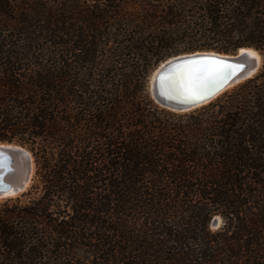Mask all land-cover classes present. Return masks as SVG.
<instances>
[{"label": "trees", "instance_id": "obj_1", "mask_svg": "<svg viewBox=\"0 0 264 264\" xmlns=\"http://www.w3.org/2000/svg\"><path fill=\"white\" fill-rule=\"evenodd\" d=\"M241 48L263 65L215 102L151 98L166 59ZM0 142L35 164L0 264H264V0H0Z\"/></svg>", "mask_w": 264, "mask_h": 264}, {"label": "water", "instance_id": "obj_2", "mask_svg": "<svg viewBox=\"0 0 264 264\" xmlns=\"http://www.w3.org/2000/svg\"><path fill=\"white\" fill-rule=\"evenodd\" d=\"M257 50L253 48H241L237 51L235 55L221 54L214 51H197L193 53H185L177 56L170 57L165 61L161 62L155 69L150 82V94L153 100L161 106L173 108L174 110L189 109L192 106H197L206 101L212 100L214 96L219 94L224 88H226L232 81H234L240 74L248 72L249 77L245 80L252 79L258 72L260 65L256 63H246V62H236L235 60H241L246 55L242 50ZM191 61H213L211 64L224 65L231 75L225 81L224 85L213 92L208 97H204L195 102H185L187 97L179 98L174 94V92L168 93V97H171L172 102H164L159 99L155 91V85L157 81H165L170 75H175L188 67V62ZM163 77V80L161 79ZM154 79V80H153ZM244 80V81H245ZM152 82L154 86H152ZM162 82V83H163ZM192 110V109H191ZM189 111V110H188ZM0 160H3V166L0 167V194L11 193L13 196H19L26 193L30 187L33 180L35 172V164L32 154L22 146L10 144V143H0ZM22 163L23 172L21 178H16L17 164ZM8 198V197H7ZM218 224L217 218L213 220L212 225L216 226Z\"/></svg>", "mask_w": 264, "mask_h": 264}, {"label": "bare ground", "instance_id": "obj_3", "mask_svg": "<svg viewBox=\"0 0 264 264\" xmlns=\"http://www.w3.org/2000/svg\"><path fill=\"white\" fill-rule=\"evenodd\" d=\"M242 53L245 52L246 55L244 56L243 59H239V60H235L236 62H246V63H256L257 65H260V62H261V57L260 55L258 54V52H255L253 50H242L241 51ZM210 69L212 70L213 73H215V78L211 81H209L203 88V90L198 93V94H195L194 96H192L191 98H187L185 100V102H195V101H198L204 97H208L210 96L211 94H213V92L217 91L218 89H220L225 81H227V79L230 77L231 75V72L225 68L224 65H219V64H210L209 65ZM176 75V74H175ZM175 75H170L172 77H174ZM249 75H252V74H249L248 72H244L242 74H240L234 81H232L226 88H224L219 94H217L216 96H214L212 98V100L216 99L218 96H220L222 93H224L226 90H228L230 87H232L233 85H235L237 82L249 77ZM205 76H207V73L205 74ZM172 77H169L168 79H166L163 83L161 82V80L157 81L156 85H155V91L157 93V96L159 97V99L163 100L165 103L166 102H172L174 100L171 101V97H168V93L172 92L170 91V81H171V78ZM203 80V78H201ZM154 80V79H153ZM152 86H154L153 82H152ZM176 96H178L179 98H182V97H186L185 95H181V94H176L174 93ZM211 100V101H212ZM210 101H206L202 104H199L197 106H192L190 107L189 109H183V110H174L173 108H169V107H165V108H168L170 110H173V111H177V112H184V111H188V110H191V109H196L198 107H201L205 104H208ZM22 172H23V165L22 163H18L17 164V169H16V178L20 179L21 178V175H22ZM13 196L11 193H7V194H0V199L1 198H7V197H11ZM217 221L219 223V218H217Z\"/></svg>", "mask_w": 264, "mask_h": 264}, {"label": "snow or ice", "instance_id": "obj_4", "mask_svg": "<svg viewBox=\"0 0 264 264\" xmlns=\"http://www.w3.org/2000/svg\"><path fill=\"white\" fill-rule=\"evenodd\" d=\"M213 61H191L188 62V67L177 73L170 81V91L185 95L191 98L195 94L200 93L204 86L215 78V73L212 72L209 65ZM207 73V76L205 74ZM203 78V80L201 79ZM163 80V77H161ZM3 166V160H0V167Z\"/></svg>", "mask_w": 264, "mask_h": 264}, {"label": "rangeland", "instance_id": "obj_5", "mask_svg": "<svg viewBox=\"0 0 264 264\" xmlns=\"http://www.w3.org/2000/svg\"><path fill=\"white\" fill-rule=\"evenodd\" d=\"M254 49V48H253ZM256 50V49H255ZM214 52H216V51H214ZM258 52V54L260 55V57H261V62H260V68H259V70H258V72H257V74L259 73V71H260V69H261V67H262V65H263V57H262V55L260 54V52L259 51H257ZM193 53V52H192ZM219 53V52H218ZM237 53V52H236ZM236 53H233V54H227V55H235ZM221 54H226V53H221ZM157 68V67H156ZM155 68V69H156ZM155 69L151 72V74L149 75V77H148V81H147V89H148V92H149V94H150V82H151V77H152V75H153V73H154V71H155ZM256 74V75H257ZM255 75V76H256ZM254 76V77H255ZM253 77V78H254ZM248 78V77H247ZM247 78H245V79H247ZM245 79H243V80H241V81H239V82H237L235 85H233L232 87H230L228 90H226L224 93H222L220 96H218L216 99H219V98H221L225 93H227V92H230V91H232V90H234L235 88H237L238 86H240V85H242L244 82H246L247 80H245ZM245 80V81H244ZM249 80V79H248ZM150 96H151V94H150ZM152 98V97H151ZM153 99V98H152ZM216 99H214V100H212L211 102H215L216 101ZM155 102V101H154ZM211 102H209V103H211ZM156 103V102H155ZM208 103V104H209ZM159 107H161L162 109H165L166 111H169V112H172V113H175V114H179V115H184V114H189V113H191V112H193V111H195V110H198V109H200L201 107H198V108H196V109H192V110H189V111H184V112H177V111H173V110H170V109H168V108H165V107H163V106H161V105H159L158 103H156ZM208 104H205V105H203V106H206V105H208ZM0 143H10V144H15V145H19V146H21L20 144H18V143H16V142H0ZM23 147V146H22ZM25 148V147H24ZM26 149V148H25ZM29 151V150H28ZM34 175H35V172H34ZM33 179H34V176H33ZM32 183H33V180H32V182H31V184H30V187H31V185H32ZM29 187V188H30ZM29 190V189H28ZM25 194V193H24ZM16 198H20L22 201H26L27 200V198H25V197H23V195H19V196H15V197H8V198H1L0 199V203H4V202H6V201H8V200H13V199H16ZM216 218H219V223L216 225V226H213L212 225V223H211V228L213 229V230H216V229H218V228H220L221 227V225H222V220H221V218L220 217H218V216H216L213 220H215ZM213 222V221H212Z\"/></svg>", "mask_w": 264, "mask_h": 264}]
</instances>
